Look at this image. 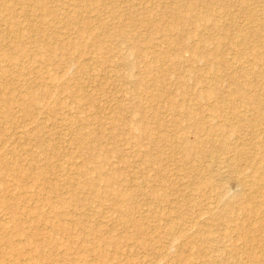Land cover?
I'll list each match as a JSON object with an SVG mask.
<instances>
[{
  "label": "bare ground",
  "instance_id": "6f19581e",
  "mask_svg": "<svg viewBox=\"0 0 264 264\" xmlns=\"http://www.w3.org/2000/svg\"><path fill=\"white\" fill-rule=\"evenodd\" d=\"M146 1L151 2V0H146ZM0 3H3V6L0 7V26H3V29L5 27L4 31H2L3 33H0V58H1L0 59V96L5 97L2 99L0 98V114L4 122L9 123L11 121V116H12L10 112L11 104H16V105L18 104L20 106L19 108L21 110V114L23 118L27 117L30 119L32 118L35 119L34 117H32L35 108L34 107L30 108V106L31 105L34 106L35 104L36 105L42 104L44 98L48 97L51 92L54 93V91H51L49 87H47L45 84L42 83L44 80H49L50 82H52L51 86L54 87L55 89L58 90L61 89L64 90V92L65 90L67 91L74 90L76 93L75 100L80 102L83 101L84 103L86 102L88 104L90 103L91 107H95V108H99V106L97 105H100L102 112L103 110H107L109 113L108 114L109 116L107 117L109 118V120L106 121L107 123L108 121H110L109 124L111 123V126L109 127V129L106 127L108 131H106L104 127L103 130L101 127H99V125L101 126V121H103L102 120L103 118L100 119L99 116L96 117L97 123L99 125L94 132L91 133H89V131L87 133L82 132L80 130L81 129L83 130L84 126H81V128L79 127L80 128L79 130H76L73 133L74 137L72 138L73 140L72 144L75 143L76 145L74 144L73 145L77 147L81 146L83 151L85 150L91 151L81 165L84 166V164L92 163L93 165L91 170L94 175L89 179H87L86 176L89 174V170H86L85 168L82 169L83 167L80 165L76 169L74 168L76 170V179L75 177H71L72 178L71 179L69 176L67 177L66 180L64 179L65 182L63 181L65 183L64 185L68 186L69 190L71 187L84 190V194H83L84 198H82V201L93 200L97 198L98 193L101 192L103 198L105 199L107 198L106 200L112 202L110 207L113 210V213L117 216V219L119 220L118 225L121 226L122 224V227L124 228L125 231L123 236H119L120 238H115V237L113 238L112 235H110L107 238L108 241L106 240L107 242H104V245L106 244L110 245L111 243L115 249L114 250L112 249L113 250L112 253L102 252L103 254H101L100 252V254L102 255L101 262L103 261L106 262L108 260L109 261L107 263L111 262L110 259L112 260L114 256H116L115 254L121 251V244L122 247H124L127 245L128 242H130V241L122 242L121 241L122 239L129 238V240H131V242H133L134 244V245L132 244V246H134L136 249L146 248L147 240H146V231L143 225L144 221H141L140 219L132 220L131 218H129V215L135 213L139 207L136 202H132L133 196L144 197L145 195L146 196L148 195L151 196L152 198L155 192L148 190L147 192L142 187L136 186L134 187L135 194L132 195L131 193H127V190H125L123 186H122L123 189H118L114 187L113 181L116 179V171L114 170L107 172L104 171V169H106L109 162L108 155L112 151L111 150L106 151L108 149L106 148L104 154L96 152L95 149L97 148L98 145L96 146V144L91 141L92 138L96 140H98L97 138L113 139L114 136L118 134L117 130H119L118 132L125 133L130 137L131 136L134 137L133 135L136 133L137 135L138 134L140 135L139 139L143 137L148 141H150V143L152 144L150 150L156 151L159 150L161 147H164L169 151L168 152L169 154L173 156L176 155V157H178L180 162L188 163L189 161H193V160L196 161L198 160V158H201L206 154L209 155L210 152L212 154L213 151H211V149H214L215 152L219 151L223 153L227 152L230 149V146L227 144L225 137L221 135L222 128L218 126L219 124L213 121L214 118L212 119V116L214 114L215 115L218 114L219 116L222 115L224 116L225 120L228 121V124L230 126V132L231 134H233L232 137H234L235 135L237 136L238 130L241 128L242 125L258 127V125L254 123L250 124L249 121L247 120V115L250 109L246 108V110H244L242 113L237 112L236 109L233 107L234 106L233 100H235L234 98L237 99L239 98L241 99L240 102L243 105H246L248 107L252 106L255 110H259L261 109L262 106H264V94H258L257 92H252V91L248 92L247 91L248 88L245 89V87L248 85H246L245 83L246 80L244 81V79H246V76L248 75L246 72L250 68L249 69L247 68L246 70L243 67V65L246 66V64L244 63L245 61L242 59L244 61V62L242 61L243 62L242 63L241 58L235 52H234L235 54L233 53L234 55H232L231 57L226 56L225 58L223 50L224 47L227 46L229 50L231 49L239 50L240 52H244L247 54L251 52L250 55H252V52L255 49L253 47L252 49L249 47V41H252L254 43V46L256 44L258 46H262L264 42V38H263L264 22L262 23L260 22V20L255 21L256 22L255 28L253 27L251 29L250 28L245 29L244 27V29H242L238 26V28L230 36L231 37L230 41L228 40L226 41L228 44L226 43V45L223 47L225 40L223 42L224 38L222 37L221 34L222 33L221 31L223 30V29L221 30L222 24L219 25L218 23H216L219 21L211 12L212 4H213L211 0H154L156 7L142 8V9L138 7L139 4L136 3V0H80V2L75 0H0ZM242 3L241 5H243ZM220 6L223 8L228 7V0L222 2ZM15 7H18L17 16L13 17V11L16 10ZM186 14L188 16H185ZM254 16H252V18ZM19 18L22 19L21 21L22 25L20 24L21 26L19 25L18 22ZM205 30L212 31L214 34L213 35L211 33H210L211 35H209L208 33L205 34L204 33ZM10 35L12 38V48H11L12 50H7L5 49V45L3 43L5 39ZM151 35H153L152 37L154 38H152ZM145 41L146 43H148V45H146L145 47L149 46L150 49H147L142 46L143 44H145ZM85 42H89L90 49H93V53L97 54L98 57L96 56L97 57L96 60L93 61L94 62L93 68L89 65V63L81 64L80 69L82 74L89 73L90 71L91 72L90 77H92L91 79H93V81L91 82H97L96 83L97 87L103 90V86L101 83L102 80L100 81V78L102 77L100 76L106 70V69L104 70L103 68L109 69L108 72H110L111 75H109L110 73H108V78H110V80L109 79L108 80L111 81L112 80L111 78H114V80L120 81L119 83L121 84V86L119 83L117 85L118 87L120 86L122 89L119 88V91H117L116 89L117 93L118 92L120 93V90L123 91V93H120V96H112L110 97V99H107V101H105L104 103L101 104L99 103L97 105H94L95 103L93 98L89 96L87 97L86 95L83 94L82 86L78 84L79 82L77 78H75L77 76L74 77L70 75V73H72L71 69L69 73L67 70L64 71V73L62 74L63 79L60 80L62 82V83L60 82L61 84L57 83L58 82L57 76L55 74H51L48 71L43 72L42 68L50 69L57 65H63L64 69L74 66L73 61L76 60L75 55L77 56L78 54L83 52L82 50L83 48L81 47V45ZM107 42L119 43L120 46L116 49L106 44ZM131 55H132V58L130 57L131 59L135 58L137 55L140 57V59L143 62L142 69L138 71V74L136 73L137 72L136 71L135 72L136 75L134 74L135 76L132 75L134 73L133 68H135L137 65L135 66L133 61H131V63L130 61H128L129 58L128 56ZM252 57H253L252 59L255 60L258 59V55L257 56L254 55ZM26 60H28V63H26ZM141 60H139V64ZM184 63L185 64L201 63L200 65L201 67H204L206 77H204L203 80H196L192 83L189 82V80H183L187 76H182L181 81L179 80L178 77L176 78L168 77L170 73L174 71L176 72L177 68L181 67V65H183ZM8 65L11 66L10 70H8ZM40 66L42 68H40ZM75 67L77 68L78 66ZM122 69L126 71V73L121 72ZM131 70L133 71L132 74H131ZM255 70L251 71L249 75L252 74L256 76L257 79L259 72ZM33 71H37L40 73L36 74L34 77L31 75L29 76V73ZM11 77L17 78L15 85L10 84ZM90 77L88 78L90 79ZM126 83H128L129 86H132V88L128 89L129 87L127 86L128 88L125 89L126 87L124 88V85H126ZM167 84H172V86L181 85L183 87L186 86L194 87L200 85L201 90L194 93L192 97L197 101H203V102L204 100H206L207 102L208 99L214 98L216 102L215 103L216 106L213 109L210 107L213 110V112L209 108L207 109L208 114L203 115V112L201 113L200 110L198 111L195 103L189 105L188 103L186 104L185 99H181V98L178 99L176 97L175 91L166 88L165 85ZM224 85L230 86V91H228L227 94V96L230 99L229 101L228 100L224 101L225 99L224 100L222 99L220 88ZM110 86L112 87V85ZM114 86L116 87V85H113V87ZM23 88L25 90V95L24 94L23 95L28 99H26L25 101L24 98L22 102H18L17 96L19 94V91ZM145 93L146 94L151 93L150 97L153 100L161 99L163 103L167 106V109L173 112L174 115L178 116L177 120L170 119L169 121H167V123L163 122V124H165L164 126L171 128L170 129L171 132H165V133L158 132L157 135L155 134L153 135V131L158 130L160 128L159 127L160 118H158L160 114L157 111H155L154 113H147L145 107L141 106V102H139L138 99L141 100V96L145 95ZM73 99L74 98H72V100ZM129 103L130 104L134 103L132 107L135 106L134 109H136L139 115H137L136 117L134 116V118H132L131 120L128 119L126 120L124 115L130 110V107H128ZM178 114H180L181 116ZM86 119L87 117L84 116L80 118L77 117V119L73 120V124L75 125L78 122L80 123L85 122ZM158 119H159L158 121L159 124H157ZM151 121L155 124H151L150 123ZM116 122L118 123V126L120 125L121 127L118 128ZM21 128L22 131H27L26 127L21 126L20 129ZM35 130L39 132L41 130L40 125L39 126L37 125L35 127ZM199 133H201V135H203L204 137L202 138L200 135V137L198 138L197 136ZM92 134H94V136L92 137L90 136V139H88L87 136ZM137 135L135 136L136 139L139 136ZM193 135H195V138H192ZM28 139L31 142L37 143L35 146L38 148V150L43 148L54 150L57 148L56 143L53 144L51 142L48 143L45 141L37 142L38 141L37 138L36 137L31 138V136ZM238 140H239L238 145L243 146L245 140L241 138L240 139L237 138L236 141L238 142ZM90 141L92 142V144H87ZM126 141H127L126 143L127 146L129 145L133 149H137L140 146L137 140L135 141L134 139H131ZM246 142H247L246 144L250 145L251 148L255 150V153L257 154V158H258L256 159V162H254V164L248 165L249 169L246 168L250 170V172L248 173L249 175L245 174L248 171H246L244 174L239 173L237 168H234L235 166H233L234 162L230 164L228 163L229 162L228 159H227L228 161H226V158L223 161L221 160V162H219L225 165V167H229L230 169H232V173L234 174L239 173L237 174L238 176L237 179L240 185L242 186L241 195L235 198V200H233L231 203L223 201V199L218 196L219 198L218 199L216 198L217 200L216 202H218L216 203L217 205L215 207L216 209L215 208L213 209L212 207H208L206 208V214H207V218L211 222L217 223L219 227H223L227 222L236 219V223H235V227L237 229L236 234L234 233L232 235V234H228L225 231H222L224 232L222 234L223 237L231 238L233 236L236 239L240 240L243 246L246 242H250L253 243L255 247L252 248L246 245L244 247L243 246L239 247L230 242H226V247L230 249V250L228 249L229 251H234L235 253H239V254H245V257L241 259L246 262L245 264H264V181L263 182L261 181L262 179H264V143L261 140V136H254L251 140H247ZM208 145H210V148L207 149L206 146ZM235 145H237L236 142ZM131 147H128L126 149H129ZM111 149L113 151L118 150L117 145H115V147L113 148L111 147ZM56 150L55 152L59 154V152ZM242 151L243 150H241L240 152ZM236 154L238 155V157L240 156L237 152ZM31 157L33 158V156ZM119 158L120 159L118 158L117 159L121 163L124 164L127 162L125 161V157L123 156V154ZM148 158L150 159V161L155 160L154 157L153 158L151 157V154H149ZM34 161L35 160H33L32 163H34ZM13 165H16L18 169H20L24 174L30 173L34 175L35 176L34 179L37 183L41 184L43 182L41 181L42 180V178H40L41 171L38 169V167L31 168V166H28L26 164L21 165L20 163L18 164V162L10 165L9 162L0 160V172H1L0 174H3L2 173L3 171L5 173H7V171L14 173L11 171V169H9V167ZM219 167L220 165H218V168ZM216 168L217 166L214 167V166H210L209 164L208 166H204L202 163L201 164L196 163L195 165H192L189 169H187L184 172V177H185L184 181L186 182L185 184L178 183V178L176 177L172 179V181H174V183L173 182L172 183L177 191H180L181 193L182 192L186 193L187 196L186 200H188V197L192 196L193 193H196V191L200 190L203 187L208 188L210 181H214L213 179H216L215 178L217 177ZM229 168L227 170H229ZM64 176L66 175L64 174ZM259 177H261L262 179L261 178L259 179ZM11 179L13 178L11 177ZM16 179L17 178H15V180ZM11 181L9 182L12 183ZM22 184L21 182L20 184L17 182V185H19L17 186L18 190L15 188L17 191H19L18 197L19 195L22 194H24V196L28 195L30 191L29 190L28 192H26L25 185ZM49 184L50 185L48 187V190H50L51 192L57 191L58 186H60L57 180H53V181L51 180ZM183 185L185 187L180 188ZM85 188H87V190ZM76 189L73 194H75ZM12 191L15 192L14 189ZM30 196L31 195L29 194L28 197ZM216 196L217 195H215V197ZM190 200H192V198L188 200L189 201L188 204L190 203L192 204L194 198L193 201ZM59 202L62 203L61 201ZM100 202L102 203V201ZM56 205H58V203ZM179 208H181V205ZM37 210L38 209L33 206L31 209L28 210V213L31 212V215L34 214L33 216L37 220L45 219L44 216H42ZM172 211L176 212L177 209L176 210L172 209ZM62 212L63 211L57 212L55 215L58 221L57 224L58 226L56 227L58 228L60 227L59 229L66 230L67 227L71 228L80 225L82 229L83 228L84 230L87 229V227L84 226L83 221L82 222L65 221L63 218L64 215L66 214ZM92 213L93 214H91L90 216H88L89 214H86L85 217L87 218L90 217L93 220L96 216H98V213H95L94 210ZM177 214H181V212ZM24 215L26 214H23L22 216ZM22 216L21 218H23ZM179 217L180 216L177 215L176 217L168 221L169 223L165 225V227H163L162 234L164 236L167 237L172 236L173 234L172 232L177 227V223L175 222V220H177ZM251 219H255V221L252 222L249 221ZM118 220H116L115 222H117ZM42 221L45 222L47 220H42ZM13 222H15L13 223V228L18 227V225L21 223V222L19 223L18 221H13ZM111 227L112 226H110V228ZM206 227H207V231L205 232L207 234H211L213 232L211 226L209 225ZM93 232L94 231L92 230L89 231V233H93ZM96 232L97 231H95V233ZM136 234L139 236L136 237ZM177 235H179L178 237L180 238L181 234L177 233ZM175 238L177 237L175 236ZM209 238L210 237L202 238L199 241V244L191 241L187 242L186 245L191 249L190 252H192L190 254H199L200 252H202L203 245L204 246L207 244L209 245L210 243L213 244L214 241H216L214 239H209ZM184 240L185 239H181L180 240L181 242L179 241L177 245H174L173 243H169L170 242L169 241L168 242L169 244L167 243L169 247L165 245L167 249V251H165L164 253L165 255H161V257L158 258L159 259L163 258L164 261L167 260V263L171 262V264L172 262L177 264H187V262H189V258H182L181 256L182 255L181 248L182 247L186 248L184 244L185 242ZM47 242L50 243L51 239H48ZM67 243L69 244L68 239H67ZM223 243L225 244V242ZM223 243L218 244L215 242V245H217V247L218 246L222 247ZM132 246L128 247V249L133 248ZM67 247L68 245L66 246V248ZM53 248L57 249V246L54 245ZM68 249H70V246ZM169 250H171L172 252H169ZM133 251H135V249ZM161 254H163V252ZM58 256L62 257L61 254H58ZM118 262L121 263L122 261H118ZM216 262L217 259L214 256L208 255L207 257L204 258V263L202 264H216ZM239 262L241 261L239 260ZM188 264H192V261L190 260V263Z\"/></svg>",
  "mask_w": 264,
  "mask_h": 264
},
{
  "label": "rangeland",
  "instance_id": "374dc122",
  "mask_svg": "<svg viewBox=\"0 0 264 264\" xmlns=\"http://www.w3.org/2000/svg\"><path fill=\"white\" fill-rule=\"evenodd\" d=\"M75 1L80 2V0H75ZM211 1L213 2L211 12L216 17V19H218L219 21L216 23H218L219 25L222 24L221 30L222 29L223 30L222 31L220 30L222 32L220 33L222 34V37L224 38L223 42L225 40L223 47L226 45L227 40L230 41V38H231L230 36L238 28V26L242 29H244V27L245 29H249V28L251 29L253 27L254 28L256 27L255 21L260 20V22L262 23L264 22V0H244V1L243 0H228V7L226 8H223L220 6V4L222 2H225V0H211ZM136 3L139 4L138 7L141 9L156 7L154 0H151V2H148L146 0H136ZM241 3L243 5H241ZM2 6H3V3H0V7ZM15 8L16 10L13 11V17L17 16L18 7H15ZM185 16H188V15L186 14ZM252 16H254L256 19L254 17L252 18ZM21 21L22 19L19 18V21H18L19 25L21 24ZM4 29H3V26H0V33H3L2 31H4ZM204 33L205 34L208 33L209 35L214 34L212 31H208V30H205ZM152 36L153 35H151V37ZM263 38H264V35H263ZM252 43H253L252 41H249V47L251 49L253 47L256 50V51L255 50L253 51L254 53L252 52V55H250L251 52L250 53L248 52L249 54H247L244 52H240L239 50H234V49L229 50L227 46H225L226 48L224 47L223 51H224L225 58L226 56L231 57L232 55L236 53L241 58V62L243 60L245 61L243 62L246 64L247 67L245 65H243V67L246 70L247 68L248 69L250 68L246 72L248 74L246 76V79H244V81L246 80L245 82L246 85H248L245 87V89L248 88L247 89L248 92L252 91V92H257L258 94H264V54H263L264 53V42L262 46H258L256 44L255 45L256 48L254 46V43L253 44ZM3 44L5 45V49L12 50L11 49L12 48L11 35L5 39ZM106 44L116 49L120 46L119 43L107 42ZM89 45H90L89 42H85L81 45V47L83 48L82 49L83 52L78 54L79 56L75 55L76 60L73 61L74 66L70 68L64 69L63 65H57L50 69L49 68L44 69L41 66L40 68H42L43 72L48 71L51 74H55L57 76V81H58L57 83L59 84L62 83L60 80L63 79L62 74L64 73V71L67 70L69 73L71 69L72 73H70V75L74 77L77 76L75 78H77L79 82L78 84L82 86L83 94L86 95L87 97L88 96L92 97L95 103L94 105H97L99 103L100 104L104 103L105 101H107V99H110V97L112 96H120V93H123V91L120 90V93L119 92L117 93V91H119V88H121L120 87L121 84L119 83L120 81L119 80L116 81L114 80V78H111L113 80V83H112V80L109 81L110 80V78H108V73H110L108 72L109 69L103 68V66L102 68L104 70L106 69L105 71L103 70L104 72L102 71L103 73L101 72L102 75L100 74L101 75L100 77H102L100 78V81L102 80L101 83L103 86V90L97 87V84H96L97 82H91L93 81V79H91L92 77H90L91 76L90 71L89 73L82 74L81 69H80L81 64L89 63V65L93 68L94 67L93 61H95L96 58L98 57L97 54L93 53V49H90ZM146 45H148V43H146L145 41V44H143L142 46L145 47ZM145 48L150 49L149 46ZM254 55L256 56L258 55V59L256 60L252 59L253 58L252 56ZM128 57L127 58H128V61H130V63L131 61H133L135 66L137 65L135 68H133L134 70L132 69L134 73L131 70V74L132 73H133L132 75L134 74L136 75V73L138 74V71H140L143 67L142 60L137 55L133 59H131L132 55ZM251 59L253 62L251 61ZM139 60H141L140 64H139ZM26 63H28V60H26ZM200 64L201 63H196V64L195 63H186V64L184 63L183 65H181V67L177 68L176 72L174 71L170 73L168 77H175V78L178 77L179 80L181 81L182 76H187L183 80H189V82L191 83L196 80H203L204 77H206V74H205L204 67H201ZM75 66H78V67L76 68ZM10 69H11V66L8 65V70ZM255 69L257 70V72H259L257 79H256V76L252 74L249 75L251 71ZM121 72L126 73V71H124L123 69L121 70ZM38 73L40 72L33 71L29 73V76L31 75L34 77ZM109 75H111V73ZM88 77H90V79ZM16 79H17L16 77H11L10 84L15 85L17 81ZM42 83L45 84L47 87H49L51 91H54V93L51 92L48 97L44 98L42 104L40 105L35 104L34 106L31 105L32 107L30 106V108H33V107L35 108L33 112V116H32L35 119L33 118L30 119L27 117L23 118L21 114V110L19 108L20 106L18 104L17 105L11 104L10 106V112L12 116H11V121L9 123L4 122L0 114V160L7 161L9 162L10 165L18 162V164L19 163L21 165L26 164L28 166H31V168L38 167V169L41 171V176H40V178H42L41 181H43L41 184L37 183L34 179L35 178L34 175L30 173L24 174L20 169H18L16 165L9 167V169H11V171L14 172L15 175L14 173H11L10 171H7V173L3 171L2 172L3 174H0V264H101V263L102 264L104 263L105 264H109V263L111 264H116V263L117 264H149V263L150 264H165V263L171 264V262L167 263V260H165L166 261L165 262L163 258L159 259L158 257H161V255H165L164 253L165 251H167L165 245H167L169 241H170L169 243H173L174 245H177L181 239H185L184 244L186 246V248L185 247L181 248L182 249L181 256L182 258H189V262H187V264L190 263V260L192 261V264H202L204 263V258L207 257L208 255H212L217 259L216 264H221V263L222 264H243V263L245 264L246 263L244 260H241L245 257V254H239V253H235L234 251H229L230 249L226 247V242H230L239 247L243 246L241 241L236 239L233 236L231 238H225L222 235L224 233L222 231H225L228 234H232V235L234 233L236 234L237 232V229L235 227L236 219L230 222H227L223 227H219L217 223L211 222L207 218L206 208L212 207L214 209L217 206L216 203H218L216 202L217 201L216 198L218 199L220 197L223 199V201L231 203L233 200H235V198L241 195L242 186L238 182L237 174L239 173L244 174L246 171H248L247 173H245L247 175L250 172V170H248L249 169L248 165L254 164V162H256V159H258L257 154L255 153V150H253V148H251L250 145L246 144L247 143L246 141L251 140L254 136H261V140L264 143V106H262L261 109L259 110H255L252 106L248 107L246 105H243L240 102L241 99L234 98L235 100H233L234 101L233 107L236 109V111L242 113L244 110H246V108L250 109L247 115V120L249 121L250 124L254 123L258 125V127L242 125L241 128L238 130V134H237L238 137L236 135H235L236 137L235 136L232 137L233 134H231L230 132V126L228 124V121L225 120L224 116L222 115L219 116L218 114L217 115L214 114L212 116V119L214 118L213 121L219 124L218 126L222 128L221 135L225 137V140L227 144L230 146V149L225 153L219 152V151L215 152L214 149H211V151H213L212 154L210 152L209 155L206 154L205 156L198 158V160L189 161L188 163L180 162L178 157H176V155L173 156L169 154L168 153L169 151L164 147H161L159 150H156V151L150 150V148L152 147V144L150 143V141H148L147 139L143 137H141L142 139L140 138L141 139L140 140L139 139L140 135L138 134L139 135L138 136L136 133L133 135L134 137L131 136L132 137L131 138L129 135L118 132L119 130H117L118 134L115 133L116 135L114 136L113 139L97 138L98 140H96L92 138L91 141L95 143L96 146L98 145L97 148L95 149L96 152L104 154L105 153L104 151L106 150V148H108L106 151L108 150L112 151L108 155V161L110 162V164L108 162V165L106 167V169L108 170L104 169V171L105 172L112 171V170L116 171V179L113 181L114 187L118 189L124 188L125 190H127V193H131L132 195L135 194L134 187L136 186H140L146 191L148 190V191L155 192L152 198L151 196H148V195L147 196L145 195L146 198L145 196L144 197L137 196L138 198L133 196L132 202H136L139 207L135 213H133L132 215H129V218H131L132 220L140 219L141 221H144L143 225L146 231V240H147L146 248L136 249L134 246H132L133 242H131L129 238L122 239L121 240L122 242L123 241H127V242L130 241V242H128L127 245L124 247H122V244H121V251H120L121 253L120 252L116 253L115 254L116 256H114L112 260L110 259L111 262L107 263L109 261L108 260L106 262L103 261L104 262L103 263L101 262L102 261L101 254L105 252L112 253L113 250L115 249L111 243L110 245L109 244L104 245V242L108 241L107 238L110 235H112L113 238L114 237L120 238L119 236H123L124 231H125L124 228L122 227V224L121 226L118 225L119 220L117 219V216L113 213V210L110 207L112 202L106 200L107 198L106 199L103 198V195H101V192L98 193L97 198L95 199L92 198L93 200L82 201V198H84L83 196L84 190H81L79 188L76 189L72 187L69 190L68 186L64 185L65 184L64 182L69 176L70 178L75 177L76 179L75 169L83 163V161L87 158L88 154L91 152L90 150L83 151L81 146L77 147V146H74L76 145L75 143H73L74 145L72 144L73 142L72 138L74 137L73 133L76 130H79L81 126H84L83 130L82 129L80 130L82 132H85V133H87L88 131L89 133L94 132L95 129H97L99 125L96 119V117H99V116H100V119L103 118L102 120L104 121L103 122L100 120L101 126L99 125V127H101L102 130H103V127L105 129L106 127L109 129V127L111 126V123L109 124L110 121H108V123L106 121V120H109V118H107L109 116L108 115L109 113L107 110H103L102 112L100 105H97L99 106V108H95V107H91L90 103L88 104L86 102L84 103L83 101L80 102V101L75 100L76 93L74 90L73 91L65 90L64 92V90L55 89L54 87L51 86L52 82H50L49 80H44ZM118 83L120 84L119 87L117 85ZM109 84L112 85V87ZM113 85H116V87L115 86L113 87ZM165 86L166 88H169L172 91H175L176 97L178 99L180 98L185 99L186 104L188 103L190 105L192 103H195L196 108L198 109V111L200 110L201 113L203 112V115L208 114L207 109H209L210 107L213 109L216 106L215 105L216 102L214 98L208 99L207 102L206 100H204L203 102V101H197L196 99L192 97L194 93L201 90L200 85H197L194 87L193 86L183 87L181 85L172 86V84H167ZM124 88L130 89L132 88V86H129L128 83H126V85H124ZM228 91H230V86L224 85L220 88L222 99L223 100L225 99L224 101L230 100L229 97L227 96ZM148 93L147 94L145 93V95H142L141 100L138 99V101L141 102V106L145 107V110L147 113H154L155 111H157L160 114L158 117L160 118V124L158 123L159 119L157 120V124H159L160 128L158 130H154L153 135L154 134L157 135L158 132L159 133L171 132L170 131L171 128L164 126L165 124H163V122L167 123V121H169L170 119L177 120L178 116L174 115L173 112L168 110L167 106L163 103L161 99L153 100L150 97L151 93L150 94ZM19 94L20 95L22 94V95L20 96ZM19 94L17 96L18 102H22L24 98H25V101L26 99H28L24 96L25 95L24 88L19 91ZM0 98L2 99L5 97L0 96ZM72 98L74 99L72 100ZM128 105H129L128 107H130V110L129 112L125 113L124 116L126 120L127 119L131 120L132 118H134V116L136 117L139 114L136 111V109H134L135 106L132 107L134 103L133 104L129 103ZM131 108H133L134 110ZM83 116L87 117L85 122H82V123L78 122L75 125L73 124V120L77 119V117L80 118ZM101 116H104V117H101ZM150 123L155 124L152 121ZM37 125L38 126L40 125L41 127V130L39 132L35 130V127ZM116 125L118 126L117 122H116ZM21 126L26 127L28 133L27 131H22V128L20 129ZM119 127L121 126L119 125L118 128ZM108 129H106V131H108ZM136 135L138 136L137 139L135 137ZM200 135L201 133H199L197 137L199 138ZM30 136L31 138L36 137L38 140L37 142L45 141L48 143L51 142L53 144L56 143L57 150L56 149L54 150L45 149V148L38 150V148L35 146L37 143L31 142L28 139ZM90 136L92 137L94 136V134L88 135L87 138L90 139ZM201 137L203 138L204 136L201 135ZM192 138H195V135H193ZM235 138L236 140L237 138L239 139L241 138L245 140L244 144L242 143L243 146L238 145L239 140L237 142ZM131 139H134L135 141L137 140L138 144L140 145L137 149H133L129 145L127 146L126 140H131ZM60 141L62 142V144ZM91 141L87 144H92ZM235 142L237 143V145H235ZM115 145H117L118 150L113 151L111 147L113 148L115 147ZM121 145L124 148H122ZM128 147H131V148L126 149ZM206 147L208 149L210 148V145ZM55 150L58 151L59 154L56 153ZM241 150L243 151L240 152ZM236 152L240 155L239 157L236 154ZM148 153L151 154V157L152 158L154 157L155 160L150 161V159L148 158L149 156ZM122 154L125 157V161H127L124 164L118 161V159H120L119 157H121ZM236 155L238 158L236 157ZM31 156H33V158ZM225 158H226V161L229 160L228 163L230 164L234 162L233 166H235L234 168H237L239 173L234 174L232 173V169H230L229 167H225V165H223L222 163H219L221 162V160L223 161ZM26 159L30 162H28ZM32 159L35 160L34 163H32L33 161ZM196 163H199V164L202 163L204 166H208V164L214 167L217 166L216 168L217 177H215L216 179H213L214 181H210V184L208 182L209 184L208 188L203 187L200 190L196 191V193H193L192 196L188 197V200L192 198V200L190 201H193V198H194V201H193L194 204L193 203L188 204L189 201L186 200L187 199L186 193L184 192L181 193L180 191H177L175 186L173 185L174 181H172V179L176 177L178 178V183L185 184L186 182L184 181L185 179L184 172L187 169H189L192 165H195ZM217 164L220 165L219 168ZM92 165H93L92 163L84 164V166L81 165L83 167L82 169L85 168L86 170H89V174L86 176L87 179H89L90 177L94 175L91 170ZM109 165L111 168L109 167ZM228 168L229 170H227ZM64 174L66 176H64ZM11 177L13 179H11ZM15 178L17 179L15 180ZM260 178L261 177H259V179ZM50 179L52 181L57 180L59 182L60 186H58L57 191L51 192L50 190H48V187L50 185L49 182L51 181ZM9 181H11L12 183H10ZM19 181L21 182V184L23 183L22 185H25L26 192H28L29 190L31 191V192L29 191V194L32 197L31 196L28 197L29 194L25 196L24 194H22L23 196L19 195L18 197L19 191H17L18 190L17 186L19 185H17V182L20 184ZM261 181L263 182L264 179H262ZM183 187L185 186L183 185L180 188H183ZM13 189L15 190V192L12 191ZM75 189H76V192L75 194H73ZM85 189L87 190V188ZM215 195L217 196L215 197ZM59 201H61L62 203H60ZM100 201H102V203ZM138 202L142 204H139ZM57 203L58 205H56ZM180 205H181V208H179ZM33 206L38 209L37 211L42 216H44L45 219H42V220H47V221L44 222L40 219L37 220L33 216L34 214L31 215V212L28 213V210L31 209ZM172 209H175V210L177 209V211L173 212ZM93 210L95 211V213H98V216H96L93 220L90 217L88 218L85 217L86 214H89L88 216L93 214L92 213ZM60 211H63L62 213L66 214L64 215V218H63L65 221H69V222H76V221L82 222L83 221V224L85 227H87V229L86 230H84V228L82 229L80 225L71 227V228L67 227L68 229L66 228V230L59 229L60 227L59 228L56 227L58 226L57 225L58 221L55 215L57 212H60ZM180 212L181 214H177ZM23 214H26V215L22 216ZM177 215H179L180 217L177 220H175V222L177 223V227L172 232L173 234L175 232V234L174 235L172 234V236L170 237L164 236L162 234L163 227H165V225L169 223L168 221H170ZM21 216L23 218H21ZM116 220L118 221L115 222ZM13 221H18L19 223L20 222L21 223L18 225V227L13 228V223H15ZM249 221L252 222V221H255V219H251ZM209 225L213 229V232L211 234H207L205 232L207 231L206 226H209ZM110 226L112 227L110 228ZM88 230L89 231L92 230L94 232L89 233ZM95 231L97 232L95 233ZM177 233L181 234L180 238L178 237L179 235H177ZM138 236L139 235L136 234V237ZM175 236L177 238H175ZM206 237H210L209 239H214L216 241H214L213 244L210 243L209 245L208 244L205 246L203 245L202 252H200L199 254H190L192 252H190L191 249L186 245L187 242L191 241V242H195L199 244V241L202 238H206ZM66 238L68 239L69 244L67 243ZM48 239H51L50 243L47 242ZM215 242L218 244H222L223 242H225V244L223 243V246H222L223 248H222L221 246L217 247V245H215ZM54 245L57 246V249L53 248ZM67 245L68 247L66 248ZM245 245L250 246L252 248L255 247V245L250 242H246L244 246ZM69 246H70V249H68ZM131 246L135 249V251H133L134 250L133 248L128 249V247H131ZM167 247H169V245H167ZM131 249H132V252H131ZM55 251H56V254H55ZM161 251L163 252V254H161L162 253ZM169 252H172V251L169 250ZM58 254H61L62 257H59ZM239 260L242 263L239 262ZM118 261H122V262L119 263ZM183 263H186V262H183ZM172 264H177V263L172 262Z\"/></svg>",
  "mask_w": 264,
  "mask_h": 264
}]
</instances>
